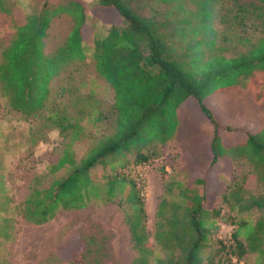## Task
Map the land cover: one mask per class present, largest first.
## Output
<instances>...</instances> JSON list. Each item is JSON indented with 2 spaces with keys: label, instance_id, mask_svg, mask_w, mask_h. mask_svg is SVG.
<instances>
[{
  "label": "trees",
  "instance_id": "16d2710c",
  "mask_svg": "<svg viewBox=\"0 0 264 264\" xmlns=\"http://www.w3.org/2000/svg\"><path fill=\"white\" fill-rule=\"evenodd\" d=\"M13 3L0 0V24L13 28L0 39V95L21 118H37L61 138L60 152L47 165L48 183L40 185L44 176H38L28 186L23 220L39 225L59 210L83 208L90 200L104 203L122 193L136 206L128 224L136 255L128 264H208L201 255L219 215V208L210 207L218 194L220 204L233 211L228 247L236 258L256 252L261 255L256 264H264V121L243 119L227 98L247 79L264 80V0H91L90 22L108 26L100 35L88 26L82 0H41L22 23L15 21ZM59 22L66 31L50 40ZM218 27L239 31L229 53L222 44L231 39ZM87 45L95 74L112 90V125L97 137L80 121L88 115L101 122L107 114L94 106L90 91L81 93L84 82L74 77ZM69 64L75 67L63 83L52 86ZM170 137L181 150L185 175L164 184L170 199L156 204L151 243L141 225L137 181L110 168L102 198L92 170L136 145L150 147L148 153L135 149L132 165L146 162L156 155L154 143ZM44 138L40 130L34 142ZM78 143L86 144L80 156L73 149ZM240 160L249 173L227 176L228 162L241 167ZM253 179L262 183L260 190L248 188ZM59 260L66 259L46 258L48 264Z\"/></svg>",
  "mask_w": 264,
  "mask_h": 264
},
{
  "label": "rangeland",
  "instance_id": "374dc122",
  "mask_svg": "<svg viewBox=\"0 0 264 264\" xmlns=\"http://www.w3.org/2000/svg\"><path fill=\"white\" fill-rule=\"evenodd\" d=\"M82 1L86 5L88 26L93 25L96 35L104 33L108 28L107 25L90 22L92 17L88 3L91 0ZM40 2L41 0H14L16 23H22L28 10L38 9ZM94 14L100 20L104 19L99 10H95ZM1 23L0 39H4L13 28H3L4 21L2 20ZM218 28L231 39L222 44L226 49L225 52L229 53L234 49L233 43L239 31L233 29L228 32ZM65 31L64 25L57 23L53 33L49 35L50 40L59 39L55 36ZM54 43L58 42L52 41V45ZM89 47L91 46L85 47L86 59L83 64L76 66L78 69L74 72V77L75 81L84 82L80 88L81 93L90 91L96 100L94 106L107 114L105 120L101 122L93 123L88 115L80 121L86 133L97 137L108 132L112 125V116L108 114L112 102V90L95 74ZM74 67V64H69L68 68L62 70L52 86L63 83L66 74ZM261 80L260 76L259 79H247L243 85L232 87L227 97L229 103H234L229 107L240 109L243 119L255 118L256 121L259 120L257 123L264 121V80ZM221 97L225 96L221 95ZM89 109L90 105L86 106L84 111ZM41 123L37 118H21L19 113L10 109L6 100L0 95V264H48L47 256L56 254L66 259L59 260L58 264L67 262L128 264L136 255L131 248L128 232V224L134 222L136 206L122 193H117L111 201L104 203L94 204L93 200H90L83 208L59 210L49 221L39 225L23 220L21 202L28 186L32 184L33 178L38 176H44V179L38 181L40 185L44 186L48 183L50 178L47 175V165L55 160L61 150V138L57 131L53 128H42ZM40 130L45 134V138L34 142ZM176 142L173 137L162 144L155 142L153 148L156 155L138 165L131 163L134 161L135 149L141 148V151L148 153L150 145L131 147L130 152L114 156L107 160L105 166H98L92 170L97 176L102 198L105 195L104 178L115 170L116 172L123 170L139 183L136 184L140 188L139 197L144 210L141 225L151 243H153L156 204L163 197L170 199L164 194V184L172 179L183 180L185 175L182 170V153ZM85 146V143L73 145L77 156L81 155ZM123 161H127L128 165L120 168L119 164ZM240 164L241 167L228 162V169L224 173L231 178L238 176L240 171L249 173V165L243 160H240ZM253 180L249 182L248 188L260 190L262 183ZM220 203L218 194L210 203L211 208L220 210L219 215L213 218L214 228L210 232L212 240L206 250L207 253L203 252L201 255L202 263L207 261L208 264H256L261 255L251 252L236 258L233 254L234 249L232 252V248L228 247L231 245L229 236L232 228L228 218L233 215V211H230L227 205ZM154 252L158 253L156 246Z\"/></svg>",
  "mask_w": 264,
  "mask_h": 264
},
{
  "label": "built area",
  "instance_id": "2783aa9c",
  "mask_svg": "<svg viewBox=\"0 0 264 264\" xmlns=\"http://www.w3.org/2000/svg\"><path fill=\"white\" fill-rule=\"evenodd\" d=\"M138 183V182H137ZM139 184V183H138Z\"/></svg>",
  "mask_w": 264,
  "mask_h": 264
}]
</instances>
